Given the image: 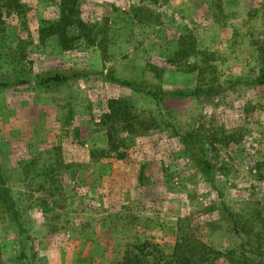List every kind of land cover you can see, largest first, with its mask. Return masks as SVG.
I'll return each mask as SVG.
<instances>
[{
	"label": "rangeland",
	"instance_id": "obj_1",
	"mask_svg": "<svg viewBox=\"0 0 264 264\" xmlns=\"http://www.w3.org/2000/svg\"><path fill=\"white\" fill-rule=\"evenodd\" d=\"M22 1L24 15L8 17L0 32V167L14 174H6L8 186L27 233L0 222V264H117L127 243L150 240L170 253L183 236L220 252L243 245L253 253L258 213L264 222V85L253 84L264 0H82L83 19L108 38L105 65L98 49L83 41L68 52L56 38L39 41L43 23L58 19V0ZM183 36L192 37L200 52L190 64L200 65L204 55L209 61L204 77L169 62ZM151 65L163 69L165 89L191 90L202 78L223 89L210 105L193 97L164 101L184 131L220 141L216 151L201 144L214 187L179 138L161 129L119 131L114 142L124 158L108 151L107 127L100 121L107 101L126 102L147 120L157 111L151 98L100 74L51 89L33 76L112 69L117 78L135 80ZM31 159L56 166L61 175L70 219L63 231L48 230L51 212L32 206L15 178Z\"/></svg>",
	"mask_w": 264,
	"mask_h": 264
},
{
	"label": "trees",
	"instance_id": "obj_2",
	"mask_svg": "<svg viewBox=\"0 0 264 264\" xmlns=\"http://www.w3.org/2000/svg\"><path fill=\"white\" fill-rule=\"evenodd\" d=\"M57 6L58 19L43 23L38 29L39 41L44 42L47 39L56 38L58 46L63 52L73 50L79 41H83L86 45L98 49L102 65L109 63L108 38L101 28L83 19L82 0H58ZM25 11L26 6L22 0H0V32L4 31L5 20L8 17L22 16ZM262 40L257 46L260 68L258 75L253 80V84L256 86L264 85V36ZM196 50L195 41L192 37H180L178 49L174 53L172 61L169 62L184 63V72H196L197 75L204 77V70L210 68L206 56L204 55L200 65L190 64L188 61L190 57L200 53ZM95 74H100L109 81L115 82L132 92L151 98L157 107L155 114L147 120H141L140 116L133 113L132 107L126 102L114 98L107 101V111L102 115L100 121L107 127L108 151L114 153L116 159H123L125 154L118 151L114 142V134L121 131L137 135L151 129H161L167 132L169 138H179L184 152L192 160L196 170L214 187L212 166L201 149V144L205 142L213 151H216L215 146L220 141L215 139V143V140L200 136L192 131H184L178 122L177 113L166 107L164 101L193 97L201 104L210 105L223 89L218 85H213L212 82H206L203 78L199 79V85L191 90L165 89L162 81L163 69L152 65L147 66L139 73L135 80L117 78L112 69H108L104 73H90L81 69H58L36 72L33 76L42 88L51 89L71 79ZM160 106H163V110L160 109ZM225 140L226 137L223 136L221 142ZM223 144L227 145V142ZM89 155L91 160L97 158L92 151ZM56 162L57 166H63L59 154ZM55 167L54 165H39L37 160L31 159L20 166V175H16L15 178L25 190L27 201L32 206L46 208L51 212V216L45 219L48 230L60 232L67 228L70 219L63 206L64 195L61 175ZM6 174L14 178L13 173H6L0 167V222L2 225L13 226L22 235L27 231L11 195ZM216 192L219 198H222V194L219 191ZM262 208L264 209V207ZM258 214L259 217L256 215V220L259 223L260 233H258L253 253L244 252L243 245L238 250L230 249L226 252H220L195 237L183 236L175 241L170 253H166L159 243L150 240L140 244L127 243L121 260L117 264H264V222L261 214Z\"/></svg>",
	"mask_w": 264,
	"mask_h": 264
}]
</instances>
